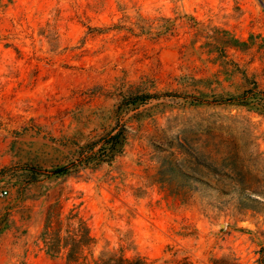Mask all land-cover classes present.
<instances>
[{
  "label": "rangeland",
  "instance_id": "1",
  "mask_svg": "<svg viewBox=\"0 0 264 264\" xmlns=\"http://www.w3.org/2000/svg\"><path fill=\"white\" fill-rule=\"evenodd\" d=\"M79 220L88 261L258 264L264 0H0V264H64Z\"/></svg>",
  "mask_w": 264,
  "mask_h": 264
},
{
  "label": "trees",
  "instance_id": "2",
  "mask_svg": "<svg viewBox=\"0 0 264 264\" xmlns=\"http://www.w3.org/2000/svg\"><path fill=\"white\" fill-rule=\"evenodd\" d=\"M122 143V136L119 133L111 136L109 140L103 144L102 153H105V155L101 156L102 158H98V161H109L114 159L115 156L120 153ZM181 173L182 176L199 181L205 187L211 189L222 197L229 195H232L233 197L235 196V192L232 188H226V183L227 180H229L230 184H237V179L240 177L239 172H205L204 175L206 178H199L198 176H195V174H187L186 172ZM251 194L254 193H249V195L245 194V197L242 196L243 200H254V198L250 196ZM79 223L80 227L73 231H68V235L64 238L58 237L59 235L57 233H59V230L57 233H54L55 237L49 238L50 240L46 242V247L48 249V254L52 258H58L60 250L66 249L67 253L64 255V264H147L144 258H128L122 253H106L92 261H88L86 256L83 255V252L94 243V238L91 237L82 220H79ZM182 264L191 263L185 261ZM215 264H237V262L235 259H231V263L228 261L225 262L224 260H217L215 261ZM258 264H264V256H261Z\"/></svg>",
  "mask_w": 264,
  "mask_h": 264
},
{
  "label": "built area",
  "instance_id": "3",
  "mask_svg": "<svg viewBox=\"0 0 264 264\" xmlns=\"http://www.w3.org/2000/svg\"><path fill=\"white\" fill-rule=\"evenodd\" d=\"M3 194H4V195H7V192H4Z\"/></svg>",
  "mask_w": 264,
  "mask_h": 264
}]
</instances>
